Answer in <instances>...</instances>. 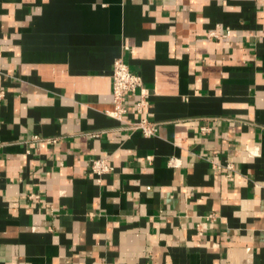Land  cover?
Wrapping results in <instances>:
<instances>
[{
	"label": "crops",
	"instance_id": "obj_1",
	"mask_svg": "<svg viewBox=\"0 0 264 264\" xmlns=\"http://www.w3.org/2000/svg\"><path fill=\"white\" fill-rule=\"evenodd\" d=\"M0 92V264H264V0H0Z\"/></svg>",
	"mask_w": 264,
	"mask_h": 264
},
{
	"label": "built area",
	"instance_id": "obj_2",
	"mask_svg": "<svg viewBox=\"0 0 264 264\" xmlns=\"http://www.w3.org/2000/svg\"><path fill=\"white\" fill-rule=\"evenodd\" d=\"M111 95L113 108L108 113L114 118L123 119L127 112L126 99L128 95L139 93V99L136 102L137 110L140 113L146 104V94L143 92L141 77L132 72L123 57H117L113 62L111 73ZM1 96V92H0ZM134 120L127 122L126 128L130 130H139L142 134L148 136L156 131V123L147 117L138 114ZM34 140L40 139L38 136H32ZM90 171L97 176L110 170L106 158H92L89 162ZM228 170H232L231 163H227ZM38 194H31L30 198L35 199Z\"/></svg>",
	"mask_w": 264,
	"mask_h": 264
}]
</instances>
